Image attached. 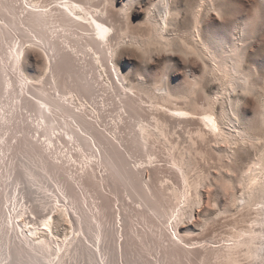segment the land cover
Wrapping results in <instances>:
<instances>
[{"label": "rangeland", "instance_id": "obj_1", "mask_svg": "<svg viewBox=\"0 0 264 264\" xmlns=\"http://www.w3.org/2000/svg\"><path fill=\"white\" fill-rule=\"evenodd\" d=\"M65 1L0 0V264H264V0H174L164 38L154 0H72L102 42ZM200 3L247 90L195 50Z\"/></svg>", "mask_w": 264, "mask_h": 264}, {"label": "bare ground", "instance_id": "obj_2", "mask_svg": "<svg viewBox=\"0 0 264 264\" xmlns=\"http://www.w3.org/2000/svg\"><path fill=\"white\" fill-rule=\"evenodd\" d=\"M71 1L63 2L64 4L62 5V8H64L67 13L65 11H63V9H62V11L64 13L68 14L67 15L68 17L72 13V16H70V18H72L71 20L74 19L76 22L78 21V23H82V22H85L86 24L89 23V25H91L92 28H94V30L96 31V35H97L98 40L100 42H102L103 40L106 41L108 39L107 37H108L109 31L112 30L113 27L107 25V23L103 22L102 20H99V18L95 17L92 13H91V18L90 17L88 18L86 16V14L80 12L78 9V8H81L82 5L79 3H75L74 1H72V2ZM208 1H209V3H208L209 7L207 9L212 10V13L215 12L217 15H220V12L216 9V6L214 4V0H208ZM153 2L154 3H152L150 5L152 8H149L147 21L150 23V25L152 24V27H153L152 31H154L157 34V37L160 36L161 38H164L165 37V31L167 30L166 28L169 26V24L171 23L173 18L178 15V11H176L172 8V6L174 5V0H154ZM201 3L195 7V10H193L194 12L192 11L193 12V24H192V28H191L190 32H191V35L193 36L192 38L195 39L196 43L198 42V44H199V47L198 48L196 47L195 50L200 52V53L198 52V54H200L201 57H203V55H204V58L205 57L208 58L209 65H208V63H207V65L209 66V68H208L209 73L212 72L215 75H217L220 78V81L222 79L224 82L225 81L227 82V85L228 84H230L232 86L235 85L236 87H237V85H240L242 87V89L243 88L244 89L249 88L250 87V81H249L250 76L248 74H246L242 70V67H241V58L242 57L240 58V56L242 53L241 54L239 53V51L241 49L238 51V49H236L234 46V47L227 48V49H221V50L218 49L217 50V47H219V45L221 43H219L218 46L216 45V47H213L208 42V40L206 41L207 38L205 40H203V38H202V26H201L200 20H201V10L206 11V9L202 7ZM204 4H205V2H204ZM43 14H41V15H43ZM125 33H126V31H125ZM212 42H213V40H212ZM215 42H216V40H215ZM220 42H221V40H220ZM235 45L237 46V44H235ZM242 60H243V58H242ZM247 71H248V69H247ZM222 85H226V84L224 83ZM212 102H214V101H212ZM262 112H264V109ZM177 113L182 114V116L188 115V114H193V113L183 111V110H179ZM221 113H222V111L220 112V114ZM220 117L221 116L219 115V117H218L214 113V111L209 112V113H204L203 115H201V119L204 122L205 126L207 125L214 130L216 129L218 131V135H220L224 141V139L228 138V135L226 132L227 130L224 129L225 121L223 119H221ZM227 118L230 121L232 120L230 117H227ZM38 231H40V232H37V230H34V231H31V233H30L31 237L34 240H39V238H44L45 234L47 235V237L48 236L49 237L55 236L52 233L50 225L47 221L44 223V227Z\"/></svg>", "mask_w": 264, "mask_h": 264}]
</instances>
